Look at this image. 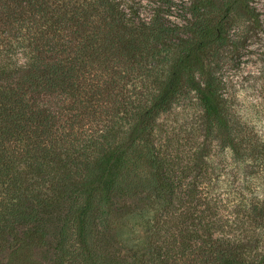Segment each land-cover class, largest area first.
<instances>
[{
	"label": "trees",
	"instance_id": "16d2710c",
	"mask_svg": "<svg viewBox=\"0 0 264 264\" xmlns=\"http://www.w3.org/2000/svg\"><path fill=\"white\" fill-rule=\"evenodd\" d=\"M242 9L0 0V264H264V74H221Z\"/></svg>",
	"mask_w": 264,
	"mask_h": 264
},
{
	"label": "rangeland",
	"instance_id": "374dc122",
	"mask_svg": "<svg viewBox=\"0 0 264 264\" xmlns=\"http://www.w3.org/2000/svg\"><path fill=\"white\" fill-rule=\"evenodd\" d=\"M250 6L255 8L257 27H254L252 22L254 14L242 9L240 24L244 30L241 31L238 46L234 50L227 47L239 26L238 23H234L227 34L229 38L226 40L227 44L220 54L222 78L228 83L225 88L233 91L241 100L250 99L256 94L255 90L259 87L258 76L264 74V0H250ZM192 117V109L177 107L164 114L160 120L167 131L181 130L180 135L183 136L195 123ZM6 255L7 252H4L2 258L5 259Z\"/></svg>",
	"mask_w": 264,
	"mask_h": 264
}]
</instances>
